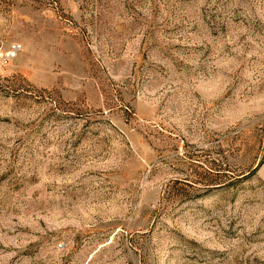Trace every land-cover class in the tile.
<instances>
[{
  "label": "rangeland",
  "instance_id": "obj_1",
  "mask_svg": "<svg viewBox=\"0 0 264 264\" xmlns=\"http://www.w3.org/2000/svg\"><path fill=\"white\" fill-rule=\"evenodd\" d=\"M0 264H264V0H0Z\"/></svg>",
  "mask_w": 264,
  "mask_h": 264
},
{
  "label": "built area",
  "instance_id": "obj_2",
  "mask_svg": "<svg viewBox=\"0 0 264 264\" xmlns=\"http://www.w3.org/2000/svg\"><path fill=\"white\" fill-rule=\"evenodd\" d=\"M15 48H16L15 44H12L10 51L13 52Z\"/></svg>",
  "mask_w": 264,
  "mask_h": 264
},
{
  "label": "bare ground",
  "instance_id": "obj_3",
  "mask_svg": "<svg viewBox=\"0 0 264 264\" xmlns=\"http://www.w3.org/2000/svg\"><path fill=\"white\" fill-rule=\"evenodd\" d=\"M13 54H14V52H11V51L8 52V55H13Z\"/></svg>",
  "mask_w": 264,
  "mask_h": 264
}]
</instances>
